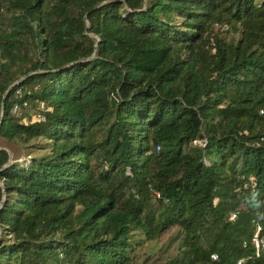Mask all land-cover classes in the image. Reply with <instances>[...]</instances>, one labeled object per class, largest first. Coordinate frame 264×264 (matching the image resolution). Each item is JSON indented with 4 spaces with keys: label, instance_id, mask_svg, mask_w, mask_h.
Masks as SVG:
<instances>
[{
    "label": "trees",
    "instance_id": "1",
    "mask_svg": "<svg viewBox=\"0 0 264 264\" xmlns=\"http://www.w3.org/2000/svg\"><path fill=\"white\" fill-rule=\"evenodd\" d=\"M0 119V264H264V0H0Z\"/></svg>",
    "mask_w": 264,
    "mask_h": 264
},
{
    "label": "built area",
    "instance_id": "2",
    "mask_svg": "<svg viewBox=\"0 0 264 264\" xmlns=\"http://www.w3.org/2000/svg\"><path fill=\"white\" fill-rule=\"evenodd\" d=\"M16 95L17 96H21V89H17L16 90ZM31 107V103L29 102V100H23L21 102L19 101H15L12 104L11 107V112L13 114L16 115H24V119L25 121H43L45 119L44 114L42 112V104H40L38 107L39 109L36 110L35 113L30 114L29 116L27 115V113H25L27 110H29ZM252 242L254 244V248H255V254L259 255L260 253H264V237H260L258 235V230L256 231V233L254 234L253 238H252ZM211 259L212 260H216L217 256L215 254L211 255ZM241 261H238L237 263L239 264ZM221 264H226V263H221Z\"/></svg>",
    "mask_w": 264,
    "mask_h": 264
},
{
    "label": "rangeland",
    "instance_id": "3",
    "mask_svg": "<svg viewBox=\"0 0 264 264\" xmlns=\"http://www.w3.org/2000/svg\"><path fill=\"white\" fill-rule=\"evenodd\" d=\"M38 109H39V107H33V106H31L30 109L27 110L25 113H27V115L29 116L30 114L35 113L36 110H38ZM200 141H202V140H200ZM0 145L2 147L6 148L8 150V152L10 153V156H12V153H13L12 152V150H13L12 148L13 147H11L9 144H7L6 142H4L2 140H0ZM16 151H18V153H19V159L20 160H23L24 158H26L25 157L26 156L25 155L26 154V150L25 149L18 147V149H16ZM171 234H172L171 231L167 232L166 234L162 235L159 239H157L156 241H154V243H152V245H150V247L147 246L146 249L142 250V251H146V253L147 252L150 253V251H152V255L151 256H148L149 258H148L147 261L144 262V264H158L160 261H162V260L165 259V256H166L165 254L166 253L167 254H171L173 252L171 249H169V250L166 251V253H163L164 251H162L160 249L161 245H164L166 243V241L169 239V237L171 236ZM148 247H149V250L147 251ZM146 253L143 254V256H142L141 259L144 258V256L146 255Z\"/></svg>",
    "mask_w": 264,
    "mask_h": 264
},
{
    "label": "water",
    "instance_id": "4",
    "mask_svg": "<svg viewBox=\"0 0 264 264\" xmlns=\"http://www.w3.org/2000/svg\"><path fill=\"white\" fill-rule=\"evenodd\" d=\"M13 85H11L9 88H11ZM0 122H1V119H0ZM10 160H11V156H10Z\"/></svg>",
    "mask_w": 264,
    "mask_h": 264
}]
</instances>
